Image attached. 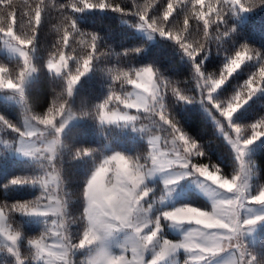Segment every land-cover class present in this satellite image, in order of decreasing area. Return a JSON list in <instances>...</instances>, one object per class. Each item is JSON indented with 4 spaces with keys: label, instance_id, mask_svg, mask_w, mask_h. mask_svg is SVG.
Returning a JSON list of instances; mask_svg holds the SVG:
<instances>
[{
    "label": "snow or ice",
    "instance_id": "obj_1",
    "mask_svg": "<svg viewBox=\"0 0 264 264\" xmlns=\"http://www.w3.org/2000/svg\"><path fill=\"white\" fill-rule=\"evenodd\" d=\"M126 4L127 7L123 5ZM161 0H0V42L21 63L13 67L0 64V90L16 93L24 103L25 130L0 116V124L19 134L18 151L23 155L47 162L42 174L33 177H16L9 184H32L40 187V194L27 202L0 201V257L3 264H74V255L82 249H94L86 264H166L179 251L186 253L184 264H209V261L227 256L224 264H255L256 258L248 251L244 237L261 222L264 216H245L248 205L264 206V187L249 198L247 194L246 166L243 162L246 149L264 136V117L248 126H236L230 143L240 160V171L230 179L219 169L210 170L206 164H194L193 158L203 156L192 141L170 116L165 105L169 93L191 103L171 82L160 77L152 67L138 70L108 68L113 86L110 94L96 105L90 115L100 125H131L133 131L146 132L135 113L155 114L167 126V135L148 132L150 151L143 157H128L120 153L103 158L80 192L84 206L75 219L66 215V194L63 190L57 157L62 149L61 133L74 118L69 100L81 77L90 71L94 59L106 53L98 49V37L82 31L73 22L71 12L85 10H111L124 16L138 18L140 28L172 41L190 60L198 77V86L206 93L224 120L231 122L234 113L257 91L264 88V56L242 44L228 56L227 63L218 73L205 74L197 58L207 49L210 40L228 36L234 29L227 17L237 12L246 13L264 7V0H167L162 10H154ZM54 13L55 23L50 30L56 39L46 61L49 73L64 75L66 87L56 94L46 111L36 113L27 101L24 91L26 78L36 71L31 61L35 51L38 30L45 16ZM67 49V52L65 51ZM138 51V50H137ZM261 59L259 70L249 77L241 89L220 103H214L216 93L245 62ZM75 61L70 69V62ZM131 90H125V86ZM34 122V123H32ZM8 144L7 141L4 142ZM90 149L74 152L75 158L87 157ZM224 195L215 199L210 210L182 207L164 212L163 218L190 227L180 241L160 237L161 224L156 220L152 227L141 221L145 212L142 201L147 196L141 188L147 178L167 169L178 172L189 168ZM165 181V186L174 183ZM9 185H4L7 188ZM17 214L29 217L50 218L44 231L25 236L13 226ZM79 223L77 235L69 233V225ZM130 235L113 252L106 241L114 234Z\"/></svg>",
    "mask_w": 264,
    "mask_h": 264
},
{
    "label": "trees",
    "instance_id": "obj_2",
    "mask_svg": "<svg viewBox=\"0 0 264 264\" xmlns=\"http://www.w3.org/2000/svg\"><path fill=\"white\" fill-rule=\"evenodd\" d=\"M12 2L16 4L19 0ZM57 2L65 3L66 0H57ZM166 3L167 0H161V4L154 11H161ZM123 6L127 7L126 4ZM68 11L73 17V22L82 31L98 37V49L106 53L104 57L93 60L90 73L80 80L69 100V107L83 117L81 121L69 126L62 135L63 147L57 157L63 190L66 194V215L69 219H75L82 212L84 203L80 198V192L91 171L100 162L107 140L115 137L124 139L127 145L131 146L125 149L126 154L131 157L135 155L143 157L148 151L147 143L141 138L132 139L131 133H123L114 126H101L90 115H83L102 103L110 94L113 81L106 71L108 68H123L131 71L143 66H151L160 77L173 83L182 95L193 97V101L189 103L169 93L164 101L170 116L203 153V156L195 157L193 160L198 164H206L212 170L219 169L226 177L235 172V159L231 149L223 136L218 133L216 124L208 113L212 108L204 100H199L202 94L198 92V77L192 60L172 41L157 35V40L150 43L136 34L135 26L138 18L135 16H124L111 10ZM54 15V13L46 15L38 30L33 56L37 74L25 90L26 99L36 113L46 111L56 94L66 87L64 75L56 76L46 69V60L56 39L55 33L50 30L55 23ZM227 23L234 31L219 40H210L207 49L197 58L196 62H202L201 68L205 74L218 73L227 63L228 56L242 44L248 45L264 56V7L251 12L231 14L227 17ZM65 51L67 52V49ZM20 63L21 60L0 53V64L13 67ZM261 63V59L257 58L247 61L215 94V102H223L239 91L249 77L259 70ZM74 66L75 61H71L70 69ZM130 88V85L125 86V90L129 91ZM23 110L25 107L10 106L0 100V116L20 130L23 128L21 121ZM141 114L140 122L153 120L157 125L162 126L161 130L167 131V126L163 125L155 114ZM262 117H264V88L250 99L237 121L244 127L256 123ZM150 130L157 129L153 127ZM18 135L17 132L0 124V201L7 203L27 202L37 198L41 191L39 187L36 188L32 184L12 186L9 182L16 177L27 178L42 174L46 166L44 162L22 161L8 155L4 142H14ZM120 146V142L114 141L111 149L121 148ZM79 149H90L92 154L75 158L74 152ZM251 161L256 173L255 184L264 186V138L251 154ZM4 185L9 186L5 188ZM13 226L25 236L41 233L40 226L28 224L20 214L13 217ZM69 228L75 236L81 225L72 223ZM253 252H256V263L264 264V233L259 243L254 246ZM3 260L4 258L0 257V264H3Z\"/></svg>",
    "mask_w": 264,
    "mask_h": 264
},
{
    "label": "rangeland",
    "instance_id": "obj_3",
    "mask_svg": "<svg viewBox=\"0 0 264 264\" xmlns=\"http://www.w3.org/2000/svg\"><path fill=\"white\" fill-rule=\"evenodd\" d=\"M139 21L137 25L135 26V32L136 34L142 36L143 38L147 39L150 43H154L157 40V35L152 34L151 38L150 33L138 26ZM0 53L10 57V58H16L19 59V56L16 54L11 53L6 46L0 42ZM33 56L34 52L31 54V61L33 63ZM47 61V60H46ZM246 63V62H245ZM143 67H151V66H143ZM47 69V68H46ZM91 70V68H90ZM48 71V70H47ZM90 73V71L85 74L84 76L81 77V79L85 76H87ZM37 72H33L30 76L26 78L25 84H24V91L27 89L28 84L35 79ZM56 75L55 73H52ZM57 76V75H56ZM62 76V75H61ZM80 79V80H81ZM80 82V81H79ZM78 82V83H79ZM77 86V85H76ZM73 90V93L75 91V88ZM197 88L198 92L201 93V97L199 100H204L207 105L209 104L212 109H210V112L208 110V113L210 117L212 118L213 122L216 124L217 131L220 135L223 136L225 142L231 149V152L233 154V157L235 159V172L226 178H231L233 175L237 174L240 171V160L237 158V154L234 151L231 143L229 142L230 139L234 138V132L233 128L236 126H241L242 125L238 124V117L240 116V113L244 110L250 99L247 101V103L243 104L236 113H234L233 118L231 122L224 120L223 117L220 116L219 111L217 108L213 106L212 103H209L206 97V93L203 91L201 87L198 86V80H197ZM131 90V88H130ZM129 90V91H130ZM220 90V89H219ZM218 90V91H219ZM213 96H215V94ZM261 90L257 91L260 92ZM253 97V96H252ZM0 100H2L4 103L13 106V105H20L21 107H24L23 101L20 99L19 95L16 93L8 92V91H3L0 90ZM214 103H220L215 102ZM208 105V106H209ZM209 106V107H210ZM72 110V109H71ZM73 111V110H72ZM73 113L74 118L71 119L67 126L65 127L64 131L61 133V139L62 135L66 131V129L71 126L72 124H75L83 119L82 116L77 115L74 111ZM143 113V112H141ZM141 113H135L134 110H132L131 114H136L139 117H142ZM21 121H22V130H25V117H24V110L23 113L21 114ZM34 123V122H32ZM99 124V122H98ZM100 125V124H99ZM101 126H107V127H116L121 132L123 133H131L132 139L136 138H141L147 143L148 151H150V146L148 144V139L149 135L148 132H156L157 134H160L161 136L167 135V131L161 130L162 126L157 125L155 121L149 120L145 122H140L138 124V127L143 126L145 127L148 131L146 132H140V131H133L132 126L128 125L125 126L123 124L119 125H101ZM155 128L157 130L151 131V128ZM264 138V136L260 137L258 140H256L252 145H250L245 152V155L243 157V162L246 166V183H247V194L249 198L255 196L258 194L259 190L264 187L260 185L255 184L254 178L256 177V173L253 169L254 164L251 161V154L255 151L256 147L260 143V141ZM20 137L18 135L17 139L14 142H8V144L4 143V146L7 149L8 155L17 160H22V161H29V162H35V161H40L44 162L47 164L46 161L44 160H38L33 157H28L23 155L22 152L18 151V144H19ZM114 141L120 142L121 148H112V143ZM131 146L127 145V142H125L124 139H119L118 137H115L113 139L107 140L105 142L104 148L105 152L103 153V156L101 157L100 161L103 158H107L113 154L120 153L125 156H128L125 152V149L130 148ZM146 153V154H147ZM131 157V156H128ZM140 157V155H135L136 158ZM192 163L197 164L194 160H192ZM98 165V164H97ZM210 169V168H209ZM95 170V168L91 171L88 179L90 178L92 172ZM212 170V169H210ZM87 179V180H88ZM167 180H173L175 181L174 183L168 184L167 187L165 186V181ZM36 188H38V185H32ZM40 188V187H39ZM142 191L147 192V196H145L144 200L142 201V207L145 209V212L141 214L140 220L141 221H146L149 224V227H152L153 223L156 220L160 221L161 224V232H160V237L163 239H168L170 241H180L183 237V235L190 230L189 225L187 224H176L172 221H167L163 218V213L164 212H170V211H175L178 208L182 207H194L199 210H210L212 203L215 199L221 198L224 193L222 190L218 189L215 185L211 184L210 181H208L206 178L199 176L198 174L194 173L192 171L191 164L189 168L184 169L182 171H179L175 168L173 169H167L163 172H157L153 176L149 177L146 179L145 184L141 188ZM245 216L255 218L257 216H264V206L261 205H255V204H250L248 205V210L244 213ZM25 221L28 224H33L41 227V232L44 231L46 223L49 222L50 218H44V217H29V216H24ZM69 233L72 234V229L69 228ZM264 233V222L258 223L253 229L252 233L246 237H244L245 242L248 246V251L255 256L256 258V252H253L254 246H256L259 243V240L261 239V236ZM130 235V233L127 232H122V233H117L114 234L112 237H110L106 241V246L113 252H118L119 251V245H122L124 240L127 238V236ZM94 249H82L79 250L75 253L73 259H74V264H77L79 262L80 264H86V261L89 256L94 254ZM77 256V258H76ZM186 259V253L183 251H179L176 253L173 257H170L168 261H166V264H184V261ZM227 259V256H221L217 257L215 259H212L209 261V264H224V260ZM255 264L256 261H255Z\"/></svg>",
    "mask_w": 264,
    "mask_h": 264
}]
</instances>
